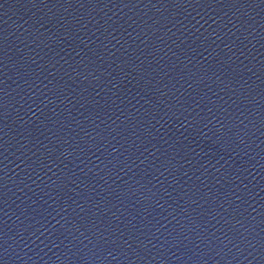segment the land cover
Returning <instances> with one entry per match:
<instances>
[{"label":"water","instance_id":"water-1","mask_svg":"<svg viewBox=\"0 0 264 264\" xmlns=\"http://www.w3.org/2000/svg\"><path fill=\"white\" fill-rule=\"evenodd\" d=\"M0 264H264V0H0Z\"/></svg>","mask_w":264,"mask_h":264}]
</instances>
